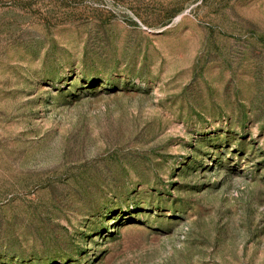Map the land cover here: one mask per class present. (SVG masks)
Here are the masks:
<instances>
[{"label": "rangeland", "instance_id": "374dc122", "mask_svg": "<svg viewBox=\"0 0 264 264\" xmlns=\"http://www.w3.org/2000/svg\"><path fill=\"white\" fill-rule=\"evenodd\" d=\"M0 264H264V0H0Z\"/></svg>", "mask_w": 264, "mask_h": 264}]
</instances>
